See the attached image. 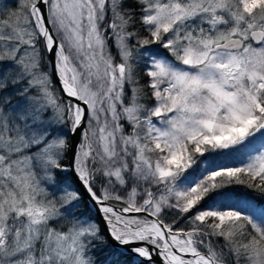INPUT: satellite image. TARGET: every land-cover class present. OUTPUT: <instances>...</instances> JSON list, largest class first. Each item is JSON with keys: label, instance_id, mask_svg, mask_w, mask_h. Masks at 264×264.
Returning a JSON list of instances; mask_svg holds the SVG:
<instances>
[{"label": "snow or ice", "instance_id": "obj_1", "mask_svg": "<svg viewBox=\"0 0 264 264\" xmlns=\"http://www.w3.org/2000/svg\"><path fill=\"white\" fill-rule=\"evenodd\" d=\"M231 186L264 197V0H0V264H264Z\"/></svg>", "mask_w": 264, "mask_h": 264}, {"label": "trees", "instance_id": "obj_2", "mask_svg": "<svg viewBox=\"0 0 264 264\" xmlns=\"http://www.w3.org/2000/svg\"><path fill=\"white\" fill-rule=\"evenodd\" d=\"M223 189L227 190L225 191V193L231 194L233 196L251 194L252 196L256 198L258 203H264V197H259L256 193L252 192L251 189H246V188H243L242 186H239V187L231 186V187L223 188ZM213 195H215V193ZM78 211L83 214H88L89 210H88V207L85 201L82 203L81 208Z\"/></svg>", "mask_w": 264, "mask_h": 264}, {"label": "rangeland", "instance_id": "obj_3", "mask_svg": "<svg viewBox=\"0 0 264 264\" xmlns=\"http://www.w3.org/2000/svg\"><path fill=\"white\" fill-rule=\"evenodd\" d=\"M216 157V162L218 164H224V165H233L234 163H238V161L233 160L232 158L228 157L227 155H220V154H213ZM198 166H194V168H196ZM189 171H193L192 169H190ZM239 187V186H236ZM220 192L225 193V189H220Z\"/></svg>", "mask_w": 264, "mask_h": 264}, {"label": "water", "instance_id": "obj_4", "mask_svg": "<svg viewBox=\"0 0 264 264\" xmlns=\"http://www.w3.org/2000/svg\"><path fill=\"white\" fill-rule=\"evenodd\" d=\"M53 80L55 81V76H53ZM85 202H86V204H87V201H86V199H85Z\"/></svg>", "mask_w": 264, "mask_h": 264}]
</instances>
